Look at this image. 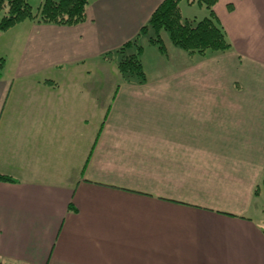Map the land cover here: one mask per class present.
Listing matches in <instances>:
<instances>
[{
	"label": "crops",
	"instance_id": "crops-1",
	"mask_svg": "<svg viewBox=\"0 0 264 264\" xmlns=\"http://www.w3.org/2000/svg\"><path fill=\"white\" fill-rule=\"evenodd\" d=\"M163 1L1 32L0 264H264V0H218L226 52L142 38L127 82Z\"/></svg>",
	"mask_w": 264,
	"mask_h": 264
},
{
	"label": "trees",
	"instance_id": "trees-1",
	"mask_svg": "<svg viewBox=\"0 0 264 264\" xmlns=\"http://www.w3.org/2000/svg\"><path fill=\"white\" fill-rule=\"evenodd\" d=\"M181 1L164 0L137 36L119 48L121 59L118 70L127 82L141 83L146 79L141 40L150 34V30L153 35L148 36L149 42L164 51V33L168 34L172 44L188 53L226 52L231 49L232 43L214 9L218 0H187L191 4L204 5L209 10V14L202 19L184 17ZM89 3L90 0H41L34 9L32 0H0V12H3L0 34L25 19H33L38 23L77 25L86 20ZM4 68L5 59L0 58V78ZM0 179L15 181L5 174H0Z\"/></svg>",
	"mask_w": 264,
	"mask_h": 264
},
{
	"label": "rangeland",
	"instance_id": "rangeland-1",
	"mask_svg": "<svg viewBox=\"0 0 264 264\" xmlns=\"http://www.w3.org/2000/svg\"><path fill=\"white\" fill-rule=\"evenodd\" d=\"M41 2V0H32L34 9L38 6V4ZM180 6L182 9V13L184 17H189V18H197V19H202L204 18L206 15L209 14V10L204 6V5H200L198 3H195L194 5H192L191 3H189L187 0H182L180 2ZM0 15H2V12L0 13ZM152 34V31L150 30V34L147 35L150 36ZM153 35V34H152ZM168 34L164 33V39L166 40V42L168 43ZM142 41V40H141ZM172 43V42H171ZM174 45V44H173ZM121 59V58H120ZM120 61V60H119ZM260 75H258V80L260 79ZM257 79V77H256ZM261 81H263L262 77H261ZM245 84V81H244ZM262 191H263V195H262V202L264 203V185H262Z\"/></svg>",
	"mask_w": 264,
	"mask_h": 264
}]
</instances>
